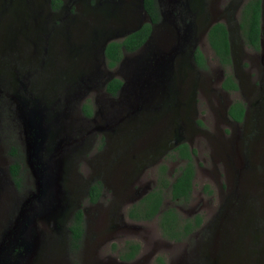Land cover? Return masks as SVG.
Masks as SVG:
<instances>
[{
	"label": "rangeland",
	"instance_id": "1",
	"mask_svg": "<svg viewBox=\"0 0 264 264\" xmlns=\"http://www.w3.org/2000/svg\"><path fill=\"white\" fill-rule=\"evenodd\" d=\"M94 1L68 3L64 0L69 6V20L74 19L66 30L59 21H52V14L55 15L56 11L49 8L50 0H0V49L13 53L14 70L31 72L32 77L39 80L37 88L56 89L65 76L68 81L76 65L83 70L87 63L93 62L90 56L93 44L97 45L112 32L110 30L119 28L127 20L134 24L132 13L108 15L102 9H93ZM236 1L220 0L218 5L222 8L228 2L232 5ZM229 12L221 11L224 17H228ZM259 23L264 46V8ZM205 51L210 54L208 48ZM260 54L261 50H257L243 57L240 48L235 47L234 60L229 67H216L209 56L204 71H191L186 66L182 72L177 71L175 82L172 76L167 83V89L174 88L180 97L177 95L176 98V93L170 95V102H167L170 108L175 109L179 100L185 101L188 116L194 122V126H186L188 133H185L191 136L187 143L195 151L191 158L194 176L188 201L174 202L164 194L161 208H174L180 219L198 215L200 223L189 235L179 241L169 240L161 235L156 216L145 221L129 219L126 216L129 200L118 210L112 208L113 194L109 188L98 206L88 205L80 189L81 179L86 178L91 170H75L73 174L77 179L71 178L74 185H70V193L63 203L69 209L64 213L88 208L82 213L83 234L79 247L75 252L69 250V233L66 231L69 221L60 222L59 215L56 219L58 229L41 224L43 233L38 256L31 264H157V256L161 257L163 264H264V88H259L261 77L264 80V59ZM86 55L90 60L81 61L80 58L84 59ZM42 70L45 73L42 74ZM40 74L45 77L40 79ZM225 74L233 76L239 83L237 90L227 92L219 87ZM252 84H255L258 98L262 97L256 106L254 121L248 119L244 126L227 124L225 107L234 101L246 105L252 102L254 96L249 93ZM96 92V89L92 90L90 98ZM156 110L161 111L158 107ZM250 110L251 107L249 114ZM152 113L140 118V129L132 118L125 119L114 144L109 148L106 145L104 149L124 150L125 157L141 153L144 147L134 140L135 135L146 131L143 129H150L155 111ZM250 123L255 127L252 131L248 128ZM1 143L3 148L7 142L0 135ZM160 164L165 165V176L170 181L182 161L169 155ZM132 171L138 173V170ZM139 172L136 183L151 187L156 182L157 170ZM3 204L1 199L0 208ZM10 208L11 205L7 207L9 212ZM110 211L121 215L122 220L111 221ZM8 217L9 214H0V232ZM126 242H136L139 248L132 259L121 260L118 255L125 252Z\"/></svg>",
	"mask_w": 264,
	"mask_h": 264
},
{
	"label": "flooded vegetation",
	"instance_id": "2",
	"mask_svg": "<svg viewBox=\"0 0 264 264\" xmlns=\"http://www.w3.org/2000/svg\"><path fill=\"white\" fill-rule=\"evenodd\" d=\"M66 1L75 3V0ZM219 1L160 0L158 2L155 0L159 19L150 24L147 37L135 50L126 52L121 47L120 58L115 65L108 67L104 55L106 45L110 41H120L126 35L108 41H105L103 37L97 45L93 44L92 46L90 56L93 62L87 63L83 70H79L76 65L68 81L65 76L61 86L56 89L37 88L39 80L32 77V73L29 71L14 70L13 53L7 49H0V135L7 142L3 148L2 143L0 144L2 151V155H0V202L1 199L4 201L3 207L0 208V214L3 216L9 214L7 223L0 232V264H30L31 259L34 260L38 256L40 237L43 233L41 224L45 223L47 227L58 229L56 219L59 218V215L60 222L68 220L70 223L73 213L78 209L64 213L67 210V205L63 202L67 200V195L70 193V185H74L71 178L77 179L73 174L75 170H91L86 178L81 179L82 187L80 189L86 196L88 205L98 206L100 199L105 197V190L109 188L113 194L110 200L111 207L118 210L127 200L131 206L155 184L154 182L151 187H146L145 184L136 183L140 170H158L160 162L166 160L168 154L172 153L174 148L181 143L187 144L188 149L191 148L187 141H182L175 146L167 144L172 138L177 124L182 126L183 134L185 131L188 132L186 102L178 99L179 103L175 109L170 108L167 103L170 102V95L173 94V91L176 93V98L177 95L180 98L178 91L176 92L174 88L167 90L164 94L158 92L151 97H147L144 91L138 108H135V112L131 114L130 104L127 101L131 87L124 81L125 58L135 56L137 59H145L153 48L160 47L161 50L167 51L175 46L177 51L172 59L174 82L177 71L182 72L186 66L191 71H204V65L209 63V56L216 63V67H229L234 60L233 50L235 47L240 48V54L243 57L248 56L249 52L254 53L261 50L260 55L263 60L264 46L261 42L259 23L264 8L262 0H259L256 47L249 43L248 32L241 31L239 25L242 22L244 6L251 0H238L232 5H230L232 2H228L222 8L218 5ZM102 2L104 4L109 2L107 4L112 5L116 0H101L99 2L95 0L93 9H102L104 12L106 6ZM65 3L67 2L60 0L56 9L49 7L56 11L55 15L49 12L52 11L50 9L47 12L54 16L52 21H59V24L67 30L69 24L74 23V19L70 18L69 20V6ZM99 3L105 9L98 6ZM87 4H89L88 1ZM88 8H90L89 5ZM115 9H120V7ZM165 10L169 11L170 16L167 22L162 19L160 14ZM226 10L228 12L230 10L228 17H224L222 14ZM145 22H149L148 14L140 26ZM215 23L222 24L226 30L228 63L220 62L208 41V31ZM231 23L234 26L230 27ZM244 28L246 30V25ZM110 31L115 33L120 30L114 28ZM154 33L156 34L155 40L152 39ZM75 39L77 38L75 37ZM205 46L210 54L205 51L207 50ZM196 51L202 56V67L194 61ZM80 60L86 62L90 59L86 55L84 59L80 58ZM43 73L45 72L42 70ZM44 77L40 74V79ZM113 78L120 82L114 93H111L105 88ZM231 79L236 84V89L223 88L222 84L226 80V74L221 79L219 87L227 92L237 90L239 83L233 76ZM261 81L263 84L259 81V88H264L262 77ZM254 87L255 84H252L249 88V93L254 96L252 102L246 105L237 101L241 108V114H237L233 118L228 113V109L236 101L225 107L224 114L227 124L244 126L246 120L254 121L256 106L259 99L262 98H258L259 94L254 91ZM94 89L98 92L90 98ZM166 97H168L167 100ZM157 98L159 99L157 100ZM84 107L88 108L89 114L84 112ZM153 107L155 109H152ZM157 107L161 111L156 110ZM249 107H251L250 114ZM76 108L78 110L75 114ZM153 111L155 113L150 129H143L146 131L135 135L134 140L139 141L144 147L141 153L125 157L124 150L115 152V147L112 150L104 149V146L108 147L110 144H114L125 119L132 118L140 129L142 122L140 118L143 115L149 117ZM233 111L238 112L236 109ZM192 125L194 126V122ZM248 128L249 131L255 129L253 123H250ZM102 148L103 150H101ZM13 149L18 151V156L12 155ZM174 154L177 156L176 152ZM178 161L183 162L179 159ZM13 163L18 164L15 180L10 173V166ZM132 170H138V173L133 174ZM94 183H97L99 194L95 202H90L87 194L90 186ZM48 184L50 190H53V194L49 195L47 200L44 196L47 194L45 190ZM133 185L134 188L131 189ZM10 205L12 209L10 208L9 212L7 207ZM44 206L48 212L45 215L46 219L44 217L37 218L40 215L38 212ZM56 206L58 208L53 209ZM87 209L84 208L80 211L83 213ZM108 214L111 216L109 217L111 221L112 219L122 220V216L115 214V211H110ZM155 216L157 217V214ZM32 219L35 221H31ZM28 222H33V224L30 226ZM69 223L66 228L68 233ZM27 233L29 235L30 233L37 234L39 244L32 250L34 253L31 259L24 263L28 259L27 254L34 247L31 236L26 238Z\"/></svg>",
	"mask_w": 264,
	"mask_h": 264
},
{
	"label": "trees",
	"instance_id": "3",
	"mask_svg": "<svg viewBox=\"0 0 264 264\" xmlns=\"http://www.w3.org/2000/svg\"><path fill=\"white\" fill-rule=\"evenodd\" d=\"M51 7L56 9L60 0H50ZM143 8L149 16V22L143 23L138 29L127 34L120 41H110L104 50L106 62L108 67H112L118 61L121 56L120 48L126 52L135 50L147 37L150 24L155 23L159 19L155 0H143ZM258 16H259V0H251L245 6L242 13V22L239 23L241 31H247L249 37V43L253 46H257V34H258ZM246 25V30H244ZM208 41L216 55L219 57L221 63H228L227 53V38L226 30L220 23L213 24L208 31ZM195 63L202 67L203 60L201 54L196 51L194 53ZM119 80L116 78L111 79L106 85V90L114 93L115 88L119 85ZM225 89H236V84L229 75L226 76V80L222 84ZM237 110L235 113L233 110ZM84 112L89 114L88 108L84 107ZM88 111V112H87ZM228 113L235 118V115L241 114V108L239 103L234 102L228 109ZM174 152L177 153L174 154ZM194 149H188L187 144L181 143L174 148L172 153H169L174 160H183L182 164L177 167L176 173L172 179L167 180L165 174L166 167L164 164L158 166V174L155 184L135 203H133L126 212L129 219L150 220L157 214V224L160 229L161 235L169 240L179 241L189 235L193 229H195L200 223V217L194 215L193 218L184 217L180 219L178 214L172 207H165L160 210L161 203L164 194L168 196L171 201L186 202L189 199L192 189V181L194 176L193 164L191 162ZM16 149L12 150V155L18 156ZM18 164L13 163L10 166V173L13 180L17 173ZM206 188V186H205ZM99 188L97 183L90 186L87 194V198L90 202H95L98 198ZM82 213L77 210L73 213V216L68 225L69 229V250L75 252L78 247L83 234L82 225ZM125 252L119 254V259L129 260L137 253L139 244L136 242H126ZM157 264H163L161 257H156Z\"/></svg>",
	"mask_w": 264,
	"mask_h": 264
},
{
	"label": "water",
	"instance_id": "4",
	"mask_svg": "<svg viewBox=\"0 0 264 264\" xmlns=\"http://www.w3.org/2000/svg\"><path fill=\"white\" fill-rule=\"evenodd\" d=\"M157 1L159 2L160 0ZM102 3L104 4V2ZM107 3L109 2H106L104 4L106 6V9L102 6V4L99 3V6L105 9L104 12L106 14L113 15L119 13H132L133 20L135 22L134 24H132L130 20H127L124 23H121L119 27L120 31L115 33H109L111 35L105 36V41L117 37H122L138 29L140 27V23L144 21L147 16L143 8V0H116V2H113L112 5H108ZM114 7H120V9H115ZM160 14L165 22L169 20L170 16L168 10H165L163 13L161 12ZM130 18L132 19V17ZM127 25L129 26L126 27ZM176 51L177 47L175 46L167 51H163L160 48H153L152 52L145 59H137L135 56L125 58V65L127 66V68H125L124 81L127 85L129 84L131 87L127 100L130 104L129 107L132 111L131 114L135 112V108H138L140 98L144 91L146 92L147 97H151L152 95L155 96L158 92L162 94L165 93L166 89L168 88L167 83L172 79L173 76L172 59ZM173 94H175V91H173ZM192 123L193 120L190 118V116H187L186 125H191ZM185 133L186 131L184 132V134L182 132V126L177 124L174 129L172 138L167 142L168 146H175L182 141H191V136H186ZM35 176L37 178V175ZM45 191L47 194L44 196V198L48 200V196L53 194V190H50L49 184L47 185V189ZM57 208L58 206L53 209L56 210ZM46 210L47 209L45 206L42 208V210L40 209V211L38 212L40 215H38L37 218L44 217V219H46L45 215L48 213L46 212ZM31 221H35V219H32ZM32 224L33 222H28V225L31 226ZM30 236L31 242L33 243L32 246L34 245V247L31 248L30 252L27 254L28 256L26 257L28 259L24 263H27L31 259L34 253L32 250L34 248H37L39 244L37 234H26V238H29ZM32 261L33 259H31L30 264L32 263Z\"/></svg>",
	"mask_w": 264,
	"mask_h": 264
}]
</instances>
